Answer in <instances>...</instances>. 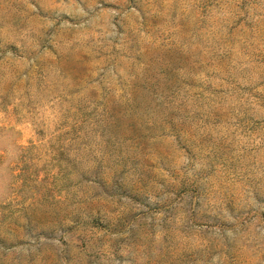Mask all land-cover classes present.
I'll list each match as a JSON object with an SVG mask.
<instances>
[{"label": "rangeland", "instance_id": "374dc122", "mask_svg": "<svg viewBox=\"0 0 264 264\" xmlns=\"http://www.w3.org/2000/svg\"><path fill=\"white\" fill-rule=\"evenodd\" d=\"M0 264H264V0H0Z\"/></svg>", "mask_w": 264, "mask_h": 264}]
</instances>
